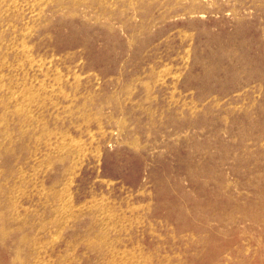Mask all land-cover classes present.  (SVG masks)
Here are the masks:
<instances>
[{
    "label": "rangeland",
    "instance_id": "1",
    "mask_svg": "<svg viewBox=\"0 0 264 264\" xmlns=\"http://www.w3.org/2000/svg\"><path fill=\"white\" fill-rule=\"evenodd\" d=\"M0 264H264V0H0Z\"/></svg>",
    "mask_w": 264,
    "mask_h": 264
}]
</instances>
